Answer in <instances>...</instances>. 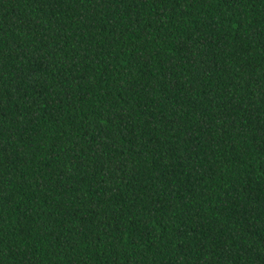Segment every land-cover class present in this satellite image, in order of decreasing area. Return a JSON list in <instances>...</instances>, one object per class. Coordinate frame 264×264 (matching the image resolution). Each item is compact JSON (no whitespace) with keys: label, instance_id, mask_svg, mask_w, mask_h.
Listing matches in <instances>:
<instances>
[{"label":"trees","instance_id":"1","mask_svg":"<svg viewBox=\"0 0 264 264\" xmlns=\"http://www.w3.org/2000/svg\"><path fill=\"white\" fill-rule=\"evenodd\" d=\"M0 264H264V0H0Z\"/></svg>","mask_w":264,"mask_h":264}]
</instances>
